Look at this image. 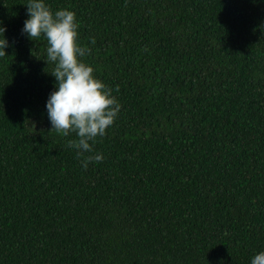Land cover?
Returning a JSON list of instances; mask_svg holds the SVG:
<instances>
[{"label": "trees", "instance_id": "1", "mask_svg": "<svg viewBox=\"0 0 264 264\" xmlns=\"http://www.w3.org/2000/svg\"><path fill=\"white\" fill-rule=\"evenodd\" d=\"M120 108L82 167L44 38L0 0V264H249L264 249V0H45ZM87 155V153H85Z\"/></svg>", "mask_w": 264, "mask_h": 264}, {"label": "clouds", "instance_id": "2", "mask_svg": "<svg viewBox=\"0 0 264 264\" xmlns=\"http://www.w3.org/2000/svg\"><path fill=\"white\" fill-rule=\"evenodd\" d=\"M26 6L27 16L20 31L32 40L44 38L47 59L53 62L50 74L54 77V87L45 101L50 129L65 136L75 133V139H69L67 145L76 150L77 157L83 156L80 163L86 168L89 161L104 158L102 153L93 152L90 142L102 137L113 124L120 104L112 89L93 75V67L83 59L90 49L77 40L78 21L74 11L67 8L53 11L45 0H27ZM4 31L0 24V32ZM8 43L3 35L0 55ZM249 264H264V249L256 251Z\"/></svg>", "mask_w": 264, "mask_h": 264}]
</instances>
